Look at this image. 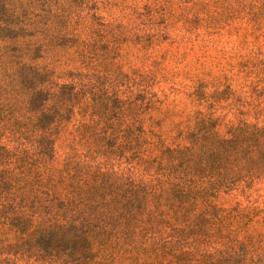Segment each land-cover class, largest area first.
<instances>
[{"label": "rangeland", "instance_id": "374dc122", "mask_svg": "<svg viewBox=\"0 0 264 264\" xmlns=\"http://www.w3.org/2000/svg\"><path fill=\"white\" fill-rule=\"evenodd\" d=\"M23 1L0 264H264V0Z\"/></svg>", "mask_w": 264, "mask_h": 264}, {"label": "trees", "instance_id": "16d2710c", "mask_svg": "<svg viewBox=\"0 0 264 264\" xmlns=\"http://www.w3.org/2000/svg\"><path fill=\"white\" fill-rule=\"evenodd\" d=\"M10 1L11 0H0V41H8L9 44L14 45V47L18 48L20 51L22 58H24L28 55L26 49L29 48V45L26 44L31 43L35 30L32 28L31 23L26 20L15 17V19L10 18L9 14L15 7L11 6L13 5L12 2H16L19 5L24 4L23 0ZM5 44L7 43L0 46V50L5 47ZM7 64L8 63H6L7 70L9 71L12 67H14V72L18 75V78L33 82L36 81V83H40L41 79L44 76H47L50 72L41 66L32 65L28 62L15 64V66L13 64H11V66H7ZM43 92H45L43 87H36L31 99L36 96L40 97ZM74 94H76V92H74ZM39 141L52 144L54 139L50 138V136L47 137L45 135H40Z\"/></svg>", "mask_w": 264, "mask_h": 264}]
</instances>
